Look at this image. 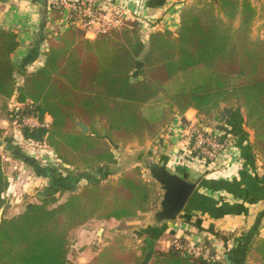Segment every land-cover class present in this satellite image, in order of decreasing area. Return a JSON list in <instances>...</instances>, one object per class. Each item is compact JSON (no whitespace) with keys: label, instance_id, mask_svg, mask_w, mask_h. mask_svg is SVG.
<instances>
[{"label":"trees","instance_id":"trees-1","mask_svg":"<svg viewBox=\"0 0 264 264\" xmlns=\"http://www.w3.org/2000/svg\"><path fill=\"white\" fill-rule=\"evenodd\" d=\"M51 12L53 21L60 18L57 7ZM255 14L249 0H197L183 6L175 31L153 30L146 44L135 19L93 39L76 28L55 27L46 37L44 63L24 73L20 84L11 59L17 34L1 29L0 102L15 95L24 104L22 113L51 117L48 127L20 132L46 145L49 157L64 165L60 172L46 166V176L58 174L54 186L72 173L116 164L111 142L155 140L175 115L184 121L189 108L206 121L221 122V105L238 103L253 133L252 147L264 161V40L251 38ZM78 120L88 126L87 133L78 129ZM85 178L75 192L70 190L76 185L61 187L63 200L42 196L8 216L4 192L10 182L0 154V264H77L68 258L73 228L93 219H115L117 229H123L124 222L151 210L160 197L139 164L114 181ZM217 235L226 243V236ZM141 249L138 254L114 237L87 264H138L146 254V246ZM245 259L243 264H264V238L249 245ZM149 264L225 262L168 247L155 248Z\"/></svg>","mask_w":264,"mask_h":264},{"label":"crops","instance_id":"crops-1","mask_svg":"<svg viewBox=\"0 0 264 264\" xmlns=\"http://www.w3.org/2000/svg\"><path fill=\"white\" fill-rule=\"evenodd\" d=\"M95 1L103 7H108L113 3L121 6L126 19L131 18L139 22L141 37L145 44L148 35L153 30L175 31L179 25L180 11L187 4L185 0ZM52 2L53 0H0V30H13L19 41L17 48L11 54V59L17 66L15 71L17 84L22 82L24 73L33 72L44 63V52L47 47L46 37L51 30L55 27L58 28L62 19L53 21ZM63 30L65 29L63 28ZM140 65L139 61L138 68ZM15 102L17 103L15 95L5 102H0V128L4 129V133L16 130L8 122L7 116V111L16 106ZM231 108V113L224 121L221 120V124L200 122L199 115L193 108L187 109L184 113L188 116L193 115L194 119L207 129L218 128L232 135L230 147L220 152L214 160L198 164L185 163L183 150L185 146L181 139L182 120L176 115L158 138L154 141L149 140L151 158L157 161L164 160L172 172L188 173L191 180L197 181V188L176 220L156 226L146 220L148 217L146 213L134 220L140 223L139 228H134L135 233L139 234L136 236L135 243L139 246H146L144 260L139 264H149L152 251L155 248L167 249L168 242L179 237L187 243L209 244L225 264H227L224 259L225 255L228 256L230 264H243L247 260L245 254L249 245L264 238V161L252 147L253 133L244 125L243 108L238 103ZM49 119L51 120L50 116ZM0 138H2L0 151L5 150L8 156L18 160L22 165L30 166L37 176L48 179L50 186L43 189V196L49 195V193L60 194L61 187L78 186V178L74 177V173L71 174V179L59 180L60 182L54 186L58 179L56 172L54 178L46 176V166L41 164L36 157L28 154L26 156L22 151L21 153L13 143V137ZM14 139L16 140V138ZM3 142L7 144L4 145ZM112 143L114 147L116 144ZM118 163L119 161L116 164L103 165L108 166V169L114 172ZM49 189L51 191L47 192ZM109 220H91L92 223L89 221V224L73 228L68 236V258L77 264L87 263L96 251H86L88 248L86 242L82 248L77 244L76 248L82 251L72 252L73 259L70 258L69 252L71 246L74 245L71 238L81 232L87 234L94 232L93 225L100 224L101 227H105V224L113 223ZM101 230L98 232L95 230V233H99ZM217 233L226 236V243ZM139 251L140 249L136 250L138 254H140ZM86 255H88L87 259ZM84 258L85 262H83Z\"/></svg>","mask_w":264,"mask_h":264},{"label":"rangeland","instance_id":"rangeland-1","mask_svg":"<svg viewBox=\"0 0 264 264\" xmlns=\"http://www.w3.org/2000/svg\"><path fill=\"white\" fill-rule=\"evenodd\" d=\"M185 1H187L186 2L187 4H193L197 0H185ZM249 1L255 7V10H256V14L252 21L251 29H250L251 38H261L264 40V0H249ZM129 19L133 20L131 18ZM198 120L204 123L206 122V123H211V124H221L220 122L215 121V120L206 121V118L203 116H199ZM15 129L16 128H14V130ZM4 136L13 137V143H15L16 146L20 149V152L22 151L23 154H25L26 156L27 154L33 157L35 156L41 164L48 166L50 168L53 167L58 172L62 171V169L64 168L63 167L64 165L62 163L57 162L56 160L54 161L53 159L54 157L52 158L49 157L48 155L49 153H47V151H50V150H48L46 146H43V145L32 146L31 144H29L28 142L24 140L19 130H15V131L12 130L10 133L8 132L4 133V129H3L0 133V137H4ZM14 138H16V140ZM0 140H2V138H0ZM3 143L4 145L7 144L6 142H3ZM111 143H110L111 148L117 158V161H119L118 167H116V170L113 172L108 169V166L101 165L99 168H97L96 170H92L91 172L84 171V170H81L78 173L75 172L74 177L78 178L77 190L80 189L85 184L86 176H88L89 178L98 179L100 182H105L107 180L114 181L117 179V177L119 176L121 172L130 168L136 162H138L137 164L141 166L143 176L145 178H148L146 164H147V161L151 159V156H150V151H151L150 146L151 145L149 144V140H146L143 144H138L135 141L128 142V143L114 142L116 144L114 147L112 146L113 143L112 144ZM34 150L36 151L33 153ZM183 150L185 152V148ZM0 154L3 160L2 161L3 170L10 182L9 188L4 192L5 201L8 204V207L6 209V214L10 216V215L20 212L23 209V207L27 205L28 203L38 201L39 198L43 196L44 194L43 189L45 188L47 189L48 186L50 185L48 184V179L37 176V174L33 171L32 168H30V166L22 165L21 163L18 162V160H15L11 156H8V153H6L5 150L0 151ZM69 168H72V167L69 166ZM50 191L51 190L49 189L47 192H50ZM157 191L159 192V190ZM55 195L59 196L60 200H63L66 196V192L63 193L62 195L59 193H55ZM159 195L161 197L160 192H159ZM158 201L155 207H152L151 210H149L148 212H145L146 215L148 216V217L146 216L147 217L146 220L149 222H152L151 214L155 209H157ZM141 215L142 214H140V216ZM143 216L145 217V215ZM114 220L115 219H110L109 222L112 221L113 223L105 224L106 226L101 224L102 226H105V227H101L100 224L97 226L93 225L92 229L94 232H90V234L88 233L89 235L86 232H81L77 234L75 237H72L71 242L74 245L71 246V250L69 252L70 258L73 259L72 252L77 253V251L78 252L82 251L76 248L77 244H78V247L82 248V246H84L86 242V244L88 243L87 244L88 248L86 249V251H96L95 254H97V252H99L100 249L103 246H105L108 243V241H110L114 237H121L122 242L125 243L126 247L130 250L136 251L140 249L142 245L139 246V244L135 243L137 239L136 236H138L139 234L137 232L135 233L134 231V228H139L140 223L138 221H134L135 219L131 221H126L123 223L124 224L123 229H117L119 222L118 221L114 222ZM92 222L93 221H91L90 223ZM82 225L84 226V224ZM95 230H97V232L98 230H101V231L99 233H95L96 232ZM141 251L142 249L139 252ZM87 258H88V255H86V259ZM74 261H77V260H74ZM83 262H85V258Z\"/></svg>","mask_w":264,"mask_h":264},{"label":"built area","instance_id":"built-area-1","mask_svg":"<svg viewBox=\"0 0 264 264\" xmlns=\"http://www.w3.org/2000/svg\"><path fill=\"white\" fill-rule=\"evenodd\" d=\"M52 4L60 10V18H62L58 24V30L76 28L81 30L83 36L88 39L118 28L126 20L123 8L114 3L103 7L95 0H53ZM23 108L24 104L17 102L16 106L9 109L8 122L16 130L20 131L21 128L32 130L49 126L50 119L47 114L42 117L38 114H25L21 112ZM184 117L185 120L181 121V139L185 146V163L198 164L214 160L220 152L230 147L232 135L229 132L218 128L207 129L196 121L193 115H184ZM24 140L32 146H46L35 143L31 139L24 138ZM168 247L181 249L206 261L219 259L215 252H211L212 247L205 243L186 242L183 244L179 239L173 238L168 242Z\"/></svg>","mask_w":264,"mask_h":264},{"label":"water","instance_id":"water-1","mask_svg":"<svg viewBox=\"0 0 264 264\" xmlns=\"http://www.w3.org/2000/svg\"><path fill=\"white\" fill-rule=\"evenodd\" d=\"M232 108L226 104L221 105L217 110L222 121L231 113ZM77 127L83 133L89 131L88 126L81 120L77 121ZM148 178L157 184V190L161 193L158 201V207L151 214V221L156 226H162L169 221H174L183 211L186 204L197 188V181L189 178L188 173H176L169 170L164 160L150 159L146 164ZM71 192L77 189H71ZM3 207L0 208V220ZM227 264L230 260L227 255L224 256Z\"/></svg>","mask_w":264,"mask_h":264}]
</instances>
